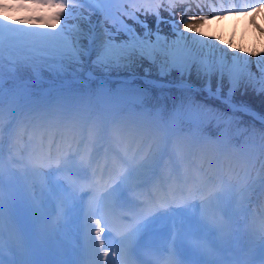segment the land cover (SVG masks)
Wrapping results in <instances>:
<instances>
[{"label": "snow or ice", "instance_id": "1", "mask_svg": "<svg viewBox=\"0 0 264 264\" xmlns=\"http://www.w3.org/2000/svg\"><path fill=\"white\" fill-rule=\"evenodd\" d=\"M27 2L51 10L47 22L43 25L48 30H25L11 27L7 23H0V123L4 119L5 59L10 77L23 69H30L37 74L43 68L57 75L74 73L83 67L84 56L90 57L93 53L95 55L93 64L103 69L130 67L137 59H148L153 64L159 65L161 73L177 71L183 75L185 72L191 74L195 69L197 76L208 79L218 75L219 88L224 87L225 77H227L229 93L242 86L245 89L251 88L253 91L264 93V59L256 62L259 72L257 76L249 70L250 61L232 57L231 63H229L227 53L215 49L214 45L196 40L194 37L183 36L178 29L176 39L171 44L166 41L161 43L158 35L155 41L141 38L136 34L135 29L123 20L119 21L118 30H123L128 34L126 41L115 43L112 40H105L89 52L81 43L85 33L78 22L86 17L83 12L74 10L84 9L93 4L99 7L100 0H27ZM187 2L188 0H168L169 10L176 7L177 3ZM23 3L24 0H19L20 6H23ZM160 6V4L155 5L156 8ZM3 7L4 5H0V9ZM248 8H251L252 12L264 11V0H260L258 8L255 5H245L243 8H233L229 11L248 15ZM150 10H152L151 7L146 9V11ZM156 14L159 21V13ZM127 15L135 22L140 23L133 14ZM214 18L218 19L219 17ZM7 19V16L3 17L4 21ZM207 19L206 16H190L188 21H183L182 18L184 30L187 32L199 31V28H194L191 21L200 20L206 23ZM70 20L77 22L70 24ZM26 22L16 21L15 23ZM141 26L147 27L144 24ZM200 26L203 27V25ZM194 47L207 48L213 50L214 53L219 51L220 55L218 57L214 55L212 60L201 59L192 54ZM17 106L21 117L17 122V140L22 139L26 133L28 134L29 143L33 146V154L29 161L32 173L37 176L48 175L50 173H44L43 169H51L53 166H55L56 173H69L70 166L76 162L79 174L66 176L70 185L75 187L79 179H87V173L91 170L89 186L95 193L94 199L98 211L110 199H123L124 192L120 188L122 184L126 183L132 172L142 170L155 174L158 169L161 170L164 175V183L168 185V194L161 195L156 200L147 201L138 218L123 225L122 230L117 231L119 241L115 242L116 247L113 255L121 259L132 254L136 237L150 227L149 217L153 213L161 209L167 211L171 202L184 203L186 201V190L188 194H191L192 191L189 184L205 190L202 197L206 204H211L213 201L224 202L233 193L243 200L246 194L252 191L254 183L248 179L250 177L249 167H254L256 160H259L260 168L264 170V159H260V155L264 154V134H261L255 159L251 155L255 145L237 146L219 140L178 138L174 149L176 161H184L193 149H196L202 160L201 165L194 170L193 174L189 175L186 172L183 176H179L173 175L172 169L169 167L171 159L167 163H162L167 146L166 137L162 147L160 139L153 135L150 125L116 124L113 129V137L123 144L124 155L121 156L118 153L112 155L109 171L115 169L120 176V183L113 187L112 183L108 181L102 182L103 169H101V177L97 178V167L100 166L95 161V153L98 152L95 145L99 135V128L96 124H87V140H85V122L80 111L60 104H44L33 100L31 95H24L22 102H18ZM183 107L190 114L199 115L203 112V109L191 99H186L183 102ZM155 131L158 132L159 129H155ZM229 151L240 158V171L232 168L225 180L223 176L216 175L214 165L222 155ZM94 164L96 167L93 166ZM205 164L207 167L204 166ZM104 167H108L107 160ZM157 188L159 189L160 186L157 185ZM93 223L96 225V240L91 245L93 264H99L98 253L107 257L109 253L104 249L113 248L114 242H109L107 238H101V234L106 229L110 233L112 232L103 217L94 220ZM88 231L91 232V228ZM260 231L264 232V225ZM96 244H99L98 251ZM11 257L10 252L9 258L5 259L3 249L0 248V264H17ZM259 259L260 264H264V252H261ZM249 264H253V262L250 261Z\"/></svg>", "mask_w": 264, "mask_h": 264}, {"label": "rangeland", "instance_id": "2", "mask_svg": "<svg viewBox=\"0 0 264 264\" xmlns=\"http://www.w3.org/2000/svg\"><path fill=\"white\" fill-rule=\"evenodd\" d=\"M134 1L135 4L132 6L133 11L132 13L130 11V13L137 17L140 23L135 22L129 15H123V20L130 18L129 20L135 26H140L141 23L146 24L148 26V31L150 30L151 32L150 34H156L152 33L156 31L161 36H163L164 40L169 44H171L176 39L177 29L183 36L186 37H194L196 39V37L200 35L199 41H203L204 43H206L204 40V38L206 37H209V39H217L218 47L216 46V44H214L215 49L220 50L219 47H221L223 50L222 52L227 53V56L229 57V63H231L232 57H239L241 60L250 61L251 64L249 65V70L252 73H255L257 76L259 75L258 69L256 67V62L261 59H264V51L255 53V49H252L250 47L238 51H228L227 47L229 46L230 40H232V38L225 35L223 36V31L220 34L217 33V30H219L220 28L216 23L213 22L214 17L218 14L219 11H221L222 8H230L231 6L241 3H243V6L255 5L258 8L260 2L259 0H188L187 3H177V6L172 8L171 10H169L168 4H166L167 2L165 0H157V4L161 5L157 11L159 13V21L156 14L157 12L152 13L151 11H146V9H148V6L146 5L145 0ZM111 2L116 4L117 0H111ZM126 2L127 0H120V3L123 4V7L127 6ZM5 4L6 5L1 9L0 14L2 12H7L8 9L9 14L12 18L19 16V14L22 12L25 13L27 16L25 17V19H30L31 16L41 15L46 10L45 8L29 4L27 0H24L23 6H20L19 0H5ZM113 6L111 9H113ZM114 7L115 9L113 10V13L120 14L121 10L118 7L116 8V6ZM88 9H90L91 12L84 14V17H86V19L78 20V22L81 24V27L85 33V36L81 39V43L86 47L89 52H91L95 47H98L100 44H102V41L104 39L102 29L104 28V25L100 23L101 19L100 16L97 14L98 12L96 11L98 7L97 9L88 7ZM247 11L249 13L248 15H245L240 12L239 17L242 25H244V27L249 30V33L253 35L254 26L256 23H262L264 25V11L252 12L251 8H248ZM50 12L51 10H49L48 13L50 14ZM25 14L21 15L20 17L24 18ZM190 16H206L208 18L206 23L200 20L191 21L194 28H199V31H193L195 33L194 36H190V33L183 32L184 23L182 22V18L183 21H188V17ZM200 25H203V27H201ZM112 29L113 31L117 32L116 36L118 34L122 35V32L120 30L116 29L115 27H112ZM148 37L149 39H151V36ZM220 37L222 38L219 39ZM89 40H91L90 45L88 43ZM94 42H96L95 47H93ZM233 48H237V46L231 47L230 49ZM192 54L201 59L212 60L214 55L218 57L220 55V52L216 51L214 53L213 50L207 48L194 47L192 48ZM92 55H94V53ZM38 87V85L35 87H25V85H19L10 90L8 89V86L3 80L4 119L3 122L0 123V129H2L0 130V199L2 200L3 198H5L3 194L6 193L8 194V200L12 203V206L14 205L16 207L17 213H13L15 226L20 222L24 223L25 217L28 219V223L30 221L38 222L39 220L46 219L47 216L50 215L51 210L55 207V202H52L51 204L49 199L56 200V192H60L64 195L65 191L67 190V188L64 189V187H60L61 184L65 183V181L62 174L61 179L59 178L60 174L58 176L54 175L53 171L55 170V166H53L51 169H43L44 173H50L48 175L43 176L34 175L29 168H26L23 174H18L17 179L21 183L17 186H15V184L12 182L11 177L8 176V174L5 172V169L2 167V160H5L6 167L12 168L11 161L9 160V157H6L4 155L3 150L7 139L9 141H12L15 138L17 139V122L21 118L17 105L18 102H22V98L24 95H31L33 100L44 104H60L67 107V105L64 104V101L67 102L66 104H68V101L65 100V93L63 91L57 90L55 91V95H51L47 94V91H49L51 87ZM108 118L109 117L107 115H104L102 113L101 117L99 116V119L85 118L83 116L85 128H87L88 123H94L96 125L101 124L104 128L106 127V129L110 132L109 137L111 136L110 134L113 135V129L116 124H128L137 126L144 124L150 125L153 129V135L159 138L161 143H164L165 137L167 138V143L170 144L172 150V157L175 160L174 149L175 142L177 141V139L171 133V130L168 128V126L160 125L159 123H156L150 118H145L143 114L134 113L131 110H128L123 115H117V117L114 119L109 120ZM155 129H159V131L157 132L155 131ZM181 138L188 140L199 139H191L190 135H183ZM112 140L116 141L117 144L114 145V143H112ZM112 140L111 146L113 153H118L119 155L123 156V144H121L120 142L118 143V140L116 139L112 138ZM98 142L99 135L97 137L96 144ZM14 147L16 150V155H14V157H17V160H19L20 162H23V155L27 154L31 156L33 154V146L29 143L27 133L22 137V139L15 140ZM115 148H121L122 152H119ZM194 150V158L196 159H191V161L195 166H197V159L200 162L201 160L196 149H193V151ZM18 155H21L22 158H19ZM222 158L224 162L223 171L225 172L223 177L225 178V180H227L231 168H234L235 166V170L240 171V158L234 155L231 151L222 155ZM95 161L96 164L100 166L97 167L100 174L101 169H103V174H105L107 172V168L103 167V161L100 159V154L95 159ZM178 163H180V165H183L184 167L186 166L185 160ZM188 165H190V157L188 159ZM251 168L252 167L250 166L248 171H250ZM112 171V175H115L117 173V170L115 169H112ZM147 173L148 172L142 170L132 172V174L127 178L126 183L121 185V188H123V190H126L128 194H132L133 196H142L143 194L141 188V181L145 178ZM215 173H218L220 176H222V172H220V170L218 172H216L215 170ZM119 183L120 180H116L115 183L112 184V186H116V184ZM191 190H193V188H191ZM204 191L205 190L202 188H196L194 197L196 198L195 202L197 208L195 209L193 207V203H191L189 209L197 212V217L199 218L198 226L200 229L215 231L214 234H216V237L212 240L219 243V245L217 246L219 249H221L229 243L233 233L232 230L229 229L230 224L224 222L221 219V216H226V218L230 220V223L233 221L234 218L239 217L241 208L238 207L236 203V201L239 202V196H236L235 193H233L231 197L225 199L224 202L217 203L213 201L211 204H206L203 202L202 197V193ZM17 194H19L17 197H21L20 204L17 203ZM149 200H154V195H152L151 199L146 200V202ZM61 201L62 202L58 203L57 205L59 206L58 209L61 210L64 207V211L68 210L69 206L67 202L64 199ZM258 204H260V202H258ZM258 210L260 214L264 216V205H260ZM254 213L255 210L252 208L249 210V213H247V215L245 214L248 223H246V226L244 227V242L242 244L241 251L244 253L246 258L251 257L259 259L261 252H264V232L260 231L262 225L264 224L260 222L258 218L254 217ZM198 218L190 217L189 220L197 221ZM103 220L105 221V217H103ZM88 221V224L91 228V232L88 237V243L91 246L92 242L96 240V225L93 223V221H90L89 219ZM27 230H29L30 233L34 235V230L32 226L27 227ZM45 232L46 238L47 240H49L48 250L51 253H55L48 255H52L56 262H60L61 264H69V260L73 255V249L68 248L66 245L63 246L60 243V237H62L63 235L61 234L62 229L59 227V224L56 223L50 229H46ZM66 240L70 242L72 241L70 238H66ZM58 245L60 246V248H62V250L56 251ZM98 248L99 244H96V249ZM48 250L46 249L47 253H49Z\"/></svg>", "mask_w": 264, "mask_h": 264}, {"label": "trees", "instance_id": "3", "mask_svg": "<svg viewBox=\"0 0 264 264\" xmlns=\"http://www.w3.org/2000/svg\"><path fill=\"white\" fill-rule=\"evenodd\" d=\"M100 4L104 9L103 20L106 22L110 19L106 9L107 1L100 0ZM79 11L83 10L79 9ZM0 23H7L11 27L25 30H48L27 26L24 23L17 25L2 20ZM133 28L137 35L147 39V28L142 26ZM105 32H109L108 25H106ZM107 35L105 40H112L115 43H122L128 39V34L124 31L122 35L116 36V33ZM156 37L157 35H155V40ZM160 41L165 42L164 38H160ZM94 59L95 55L88 59L85 55L83 67L74 73L57 75L43 68L37 74L30 69H23L11 77L5 59L3 76L7 78L9 84L33 80L36 75L45 80L63 81L67 84L64 89L82 95L79 106L91 113L100 107L105 111L123 112L125 107L130 106L136 111H143L146 115L153 116L157 121L167 123L175 131L177 137L184 132H189L193 136L210 137L237 146L255 145L252 152L256 158V148L259 146L261 134H264V122L239 107L247 108L253 114L264 118V93L253 91L251 88L245 89L243 86L229 93L227 77H225L224 87L219 88L218 75L208 79L197 76L195 69L191 74L185 72L181 75L177 71L161 74L159 65L153 64L148 59H137L130 67L112 69L96 67L93 64ZM88 71L95 76L94 79L87 77ZM111 77L119 79L112 80ZM130 78L132 81H129ZM153 82L169 85H155ZM41 84L45 82L42 81ZM186 99L194 101L203 109V112L199 115L190 114L183 107ZM227 102H231L233 107ZM260 159H264V154L260 155ZM263 174L264 170H261L259 160H256L252 177L253 185L260 180Z\"/></svg>", "mask_w": 264, "mask_h": 264}, {"label": "bare ground", "instance_id": "4", "mask_svg": "<svg viewBox=\"0 0 264 264\" xmlns=\"http://www.w3.org/2000/svg\"><path fill=\"white\" fill-rule=\"evenodd\" d=\"M241 7H243L242 3L231 6L230 8H226V7L222 8L221 11L218 12V14L215 17H219V18L213 19V22L216 23L218 27L220 28L219 30H217V33L220 34L223 31L224 33L223 36L225 35V36H229L232 38V40H230L229 46L227 47L228 51L230 52L247 49L249 47L252 49L254 48L255 53L264 51V27H263L264 25L262 23H259V24L256 23L254 26V32L252 35L251 33H249V30L246 29L244 25H242L239 14L233 11H229V9H233V8L240 9ZM183 32L190 33L189 34L190 36H194L195 34L194 32H187L185 30H183ZM199 38H200V35L196 37V40H199ZM221 38L222 37H220L219 39ZM204 40L206 42L205 44H209V45L216 44V46L218 47L217 39H214V38L209 39V37H206L204 38ZM235 46H237V48L230 49L231 47H235ZM219 49L222 50L221 47H219ZM115 149L118 150L119 152H122L121 148H115ZM116 180H120V176L115 178V180L111 181L110 183L113 184V182L115 183ZM20 183L21 182H18L16 186ZM72 193H73L72 190L65 191L64 200L67 202L68 205H71L73 202ZM59 203L61 202L59 201ZM96 207L97 206H96L95 199H94L92 205H89L87 208L89 220L94 221L98 219L99 216H97L95 212ZM107 252L109 253V255L107 257L103 256L100 259V264H111L113 262V251H107ZM38 257H40L41 259L43 258L45 264L54 263L51 257H48L47 255H44L43 253L39 252ZM250 261L253 262V264H260V259H255V258L246 259L243 257L244 264H249Z\"/></svg>", "mask_w": 264, "mask_h": 264}]
</instances>
